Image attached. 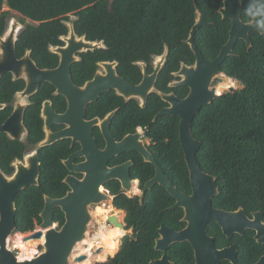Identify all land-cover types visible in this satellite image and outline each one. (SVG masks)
Returning <instances> with one entry per match:
<instances>
[{"label":"trees","instance_id":"trees-1","mask_svg":"<svg viewBox=\"0 0 264 264\" xmlns=\"http://www.w3.org/2000/svg\"><path fill=\"white\" fill-rule=\"evenodd\" d=\"M198 2L205 12L207 26L198 31L195 42L205 60L212 62L229 41L232 23L223 20L218 13L224 0ZM242 2L243 21L249 23L251 20L259 27V21L264 17H248L245 13L246 10L258 11L261 0ZM5 6L24 18L21 24L25 28L16 44L18 57L31 51L40 65L49 66L56 62L50 48L63 45L60 38L68 34L66 23L70 22L74 23L78 36L105 45L104 49L84 56L87 64L118 61L122 68L137 75L140 69L135 63L149 62L166 49L169 67L180 66L182 61L187 65L196 61L186 43L197 20L194 0H0V37L9 26L10 13L3 12ZM26 20L34 24H27ZM250 36L252 48L248 50L247 44L239 41L234 49L235 56L228 58L221 67L230 80L226 79L227 83L218 89L221 95L236 88L233 87L235 83L243 87L233 94H224L203 108L194 120L192 131L194 138L202 143L197 154L199 165L217 181L216 207L228 211L242 208L247 216L252 217L257 212L264 215V35L253 32ZM218 83L221 81L215 84ZM3 88L4 80H0V91ZM140 112L137 125L151 126L149 135L156 143L157 162L175 187L179 189L180 181L182 189L188 191L190 174L178 136V121L168 119L153 123L152 118L147 120L146 110ZM44 150L40 186L29 187L16 197L17 233L20 234L33 232L36 224L41 223L44 195H63L61 180L51 177L48 166L52 157L50 149ZM13 156H9L10 161ZM141 162L143 170L137 167L133 178L145 179L147 174H151L148 178L153 177V167ZM109 190L114 196V208L126 212L127 229H133V234L123 239L113 264H150L160 259L163 253L155 249L160 227L166 225L179 231L182 212L169 210L175 199L160 186L147 193L143 205L140 197L126 196L120 184L112 185ZM57 214V221L63 225V215L59 211ZM209 231L218 246H239L240 264H253L257 260L246 256L244 251L248 247L246 242H253L251 231H247L245 237L236 236L231 242L217 225H212ZM167 255L175 264H195L189 243L173 245Z\"/></svg>","mask_w":264,"mask_h":264},{"label":"water","instance_id":"water-1","mask_svg":"<svg viewBox=\"0 0 264 264\" xmlns=\"http://www.w3.org/2000/svg\"><path fill=\"white\" fill-rule=\"evenodd\" d=\"M194 5L197 20L186 43L195 55L196 63L192 67L183 66L181 72L183 81L179 83V86L188 87L190 94L186 99L179 101L171 97H164L172 103V108L164 110L155 119L158 120L163 116H178L180 118L179 137L190 174L193 189L192 196L179 193L145 147L138 144L131 147L129 138L120 144H116L112 136L106 135L108 148L102 152L98 150L95 141L90 136L84 146L88 159V163L83 165L85 167L83 172L87 174L85 179L78 181L74 178H67L65 183L70 186L71 191L66 197L57 200L49 197L45 198V208L40 216L42 220L41 230L34 233L20 234L17 233L15 198L18 193L27 188L39 186L41 168L39 157L35 154L26 160V165L18 167V172L14 177L7 178L0 172V264H72L76 247L85 239L90 238V224L93 221L92 206H101L109 201V196L103 193L101 189L110 181L119 180L124 192H132L133 186L129 174V165L123 168L109 169L107 162L115 154L134 150L141 153L146 163L156 168V176L146 183L143 188L140 198L141 204H144L149 191H152L156 186L163 187L176 201L175 205L169 210L183 209L185 213L183 220L187 224V227L181 232H177L166 225L160 227L155 249L157 252L163 253V256L150 264H175L167 255V252L173 245L183 243H189L193 248L196 264H222L223 261L239 264L236 246L222 251L216 248L215 240L207 232V226L210 222H216L229 240H232L235 235L244 236L246 230H253L257 233L255 240L264 244L263 213H255L253 219H250L242 208L233 213L213 208L212 200L219 195V188L216 178L203 172L199 165L197 154L202 147V143L194 138L192 131L194 120L202 109L223 96V94H217V89L211 90V87L217 80L229 79L222 72L221 67L228 58L235 56L234 49L237 43L244 41L248 50H250L253 46L251 33L261 34L264 33V29L258 27L255 22L245 23L243 21L242 0H224L218 13L223 20H230L232 23L229 41L214 61L207 62L195 42L198 31L207 26L206 15L198 0H194ZM23 29L21 23L12 20L4 36L0 37V79L6 73H12L18 79L25 74L22 70L24 65L36 66L30 62V52L21 60L17 58L16 44ZM70 30V37L65 39L67 46L52 49L53 53L61 56L60 70L65 69V76H68L70 66L76 61L75 53L96 51L104 47L103 43L88 42L85 38L79 39L72 24ZM167 54L168 50L166 49L161 57V65L165 62ZM140 65L143 69L145 68L144 64ZM158 72L159 69L152 77H149L145 72V79L138 86H131L123 80H118L116 87L126 99L135 97L141 101L144 107L149 94L154 90ZM36 75L38 78L34 87L38 86L40 82H50L52 80L50 71H36ZM98 81L99 78L90 84L91 87H95ZM236 91V88H231L229 93L233 94ZM73 93L80 94L85 93V91L75 90ZM6 130L7 125L0 127V133H4ZM137 138L138 136L135 137V139ZM54 143L55 140L50 139L42 143L40 148L52 146ZM73 159L66 162L67 167L71 171L80 172L79 168L71 167ZM56 209H60L65 215V223L59 230L53 227ZM123 227L125 229L124 224ZM131 234H133V230H131ZM14 235L25 236V241L44 238L45 243L42 245L41 253L31 259H21L12 250L10 239ZM100 252L98 251L97 254ZM86 259L87 255H83L75 259L74 262L82 263ZM106 263L112 264V261ZM97 264L103 263L98 262ZM257 264H264V257Z\"/></svg>","mask_w":264,"mask_h":264},{"label":"flooded vegetation","instance_id":"flooded-vegetation-1","mask_svg":"<svg viewBox=\"0 0 264 264\" xmlns=\"http://www.w3.org/2000/svg\"><path fill=\"white\" fill-rule=\"evenodd\" d=\"M11 21L9 20L8 23L10 24ZM71 24L74 26L73 22L66 23L69 32L67 35L60 38L63 45L51 47V52L52 49L64 48L67 46L65 39L70 37ZM76 36L79 39H86V37L78 36L77 33ZM103 46L104 47L101 49L105 48L104 44ZM28 52H30V62L36 65V69L34 66H31V64H26L22 67V70L25 72L22 77L17 79L14 74L6 73L0 79L4 80V88L0 91V127L7 125L6 132L0 133V172L7 178L14 177L18 172V167L20 165H26V160L30 157H33L35 154H37L39 157L40 168L42 171L43 165L41 156L44 153L43 151H45V148L41 149L40 146L45 141L50 139L55 140V143L52 146L46 147V149H50L49 152L52 155L48 166L50 168L52 179L58 181L61 180V185L63 186V195H44L43 210L45 208L46 197L55 200L62 199L66 197L71 191L70 186L65 183L67 178H74L78 181H83L85 179L87 174L86 172H83L85 169L83 165L88 163V159L84 146L85 143L90 139L88 138L90 136L92 137L91 139L95 141L98 150L102 152L108 148V140L106 135L110 137L112 136L116 144H120L129 138V145L131 147L136 146V144L141 145V147H145L157 162L155 157L156 143L153 142L149 135L151 126H144L142 124L137 125L136 118L139 116L137 114H140V111L142 110H146L147 120L152 118L153 123H157L159 120L168 119L172 121H178L179 128L180 118L178 116H163L158 120L155 119L164 110L172 108V103L169 100H166L164 97H171L179 101L184 100L189 96L190 89L188 87L179 86V83L183 81L181 72L183 66L192 67L195 64L187 65L182 61L180 62V66L169 67L167 66L168 53L165 62L161 65V57L164 55L163 53L160 56H153L149 62L135 63V65L140 69V72H138L136 75L134 73L132 74L129 70L122 68L118 61L107 60L98 61L94 65L87 64L84 56L88 53H95V51H88L75 53L74 57L76 58V61L70 66L68 76H65V69L60 70V55L52 52L51 54L56 57L54 58L56 62L50 64L49 66L40 65L39 62L34 58L31 51H27L21 57H18L17 55V58L19 60L23 59L28 54ZM140 64H144L145 68L143 69ZM157 69H159V72L154 90L149 94L144 107L141 101L135 97L126 99L120 94L118 88L116 87L118 85V80H123L125 83L131 86H138L144 81L145 72L149 77H152L156 73ZM44 70L50 71L52 73V80L50 82H40L38 86L34 87L38 78L36 71ZM98 78L99 81L96 82L97 85L95 87H91L90 84H92ZM215 83L211 87V90L215 89ZM104 88L108 89L102 90ZM75 90H83L85 93H73ZM216 91L219 92V89ZM62 136L63 138H61ZM137 136L138 138L135 139ZM167 141H169V138ZM9 156H13L14 158L10 161ZM72 158L74 159L72 161L73 163H71V167L79 168L80 172L71 171L67 167L66 162L70 161ZM141 160L146 163L141 153L134 150L115 154L107 162V167L109 169L123 168L129 165V174L131 177L133 190L131 193H126L123 190L122 191L126 196L129 194L135 195L131 198H141L144 188L141 187L143 182H145V186L146 183L151 181L156 176V168L149 164L154 169L153 177L148 178L151 174H147L145 175V179L133 178V171L137 170V167L143 170ZM146 178L148 179L146 180ZM116 184L121 185L119 180H112L101 189L103 193H105L104 191H109V202L114 201V196H112L109 187ZM175 188L179 191V193L186 196H192L193 194L191 182L188 191H184L182 189L180 181L179 189L177 187ZM214 198L212 203L213 208L216 210L227 213L236 212L217 208L214 204ZM98 207L100 206H92L91 208L93 221L90 224V230L92 233L99 231V226L102 220L101 215L97 214L96 211ZM43 210L41 211L40 216ZM58 211L61 212L64 220L65 215L60 209L55 210L53 227L59 230L64 224L61 225L60 222L57 221V218L59 217L57 214ZM116 211L125 215L122 223L125 225V231H120H123L124 236L126 237V232L130 230L127 229V224L125 222L126 212L119 210ZM179 211L182 212L179 216V232H181L187 227V224L183 220L185 216L184 210L179 209ZM247 217L253 219V216ZM103 225L104 230L101 229V233L104 235L108 234L106 231H108V227L111 225L113 226L112 228H115L111 222H108L106 226L105 223ZM212 225H217L220 229L221 227L216 222H210L207 226V232L215 240L216 248L222 251L224 249H229L233 246H236L237 260L240 264L239 246L237 244H224L218 246L216 243V238L211 235L209 231V228ZM41 227L42 221L41 223L36 224L35 230L31 233L41 230ZM113 231H115V229ZM247 231H251L253 233V242H246L248 247H246L244 251L246 256L256 257L255 259L257 260L253 264H257L264 257V244L258 243L255 240L257 233L253 230H246L244 236L241 237H245ZM97 236L98 233L95 235V238ZM223 236L228 242H231L236 236L240 235H235L232 240H229L224 234ZM123 237L120 239V248L123 244V239L125 238ZM120 248H118L119 251ZM85 249L88 251L90 248L86 247ZM193 256L196 264L194 250ZM114 258L115 257L107 256L106 262L112 261ZM222 264L231 263L228 261H223Z\"/></svg>","mask_w":264,"mask_h":264},{"label":"bare ground","instance_id":"bare-ground-1","mask_svg":"<svg viewBox=\"0 0 264 264\" xmlns=\"http://www.w3.org/2000/svg\"><path fill=\"white\" fill-rule=\"evenodd\" d=\"M217 93H220L217 91ZM220 95V94H219ZM137 193V192H136ZM97 214H101L102 220H101V224H102V230H104V223L107 224L108 222H111L114 226L115 229L117 230H124L123 227V219L124 216L122 214H120V212L116 211L114 208H110L109 210L107 208H105L104 210L98 211ZM107 222V223H106ZM100 227V226H99ZM125 231V230H124ZM113 235V234H112ZM111 235V237H108L106 235H104L103 233L98 234V236L95 238V244L90 245V249L87 250H83L80 249V247L82 246L81 244H79L76 249L80 250L78 255L76 254L77 251L74 253L73 257H72V264H91V263H95V262H101L104 259L107 258L108 256H112L115 255L118 250L117 247L120 246V239L124 236V235H120L119 239H114L113 236ZM122 236V237H121ZM11 244H12V250H18L21 252V259H31L33 258L34 254H35V249L37 246L39 245H43L45 243L44 238L41 240H37V241H33V240H27L25 241V236L23 235H17L15 238L10 239ZM87 241H89V238L85 239L84 242H82L83 244H86ZM98 251H101V253L97 254ZM83 255H87V259L82 262V263H75L74 260L77 259L78 257H81Z\"/></svg>","mask_w":264,"mask_h":264},{"label":"rangeland","instance_id":"rangeland-1","mask_svg":"<svg viewBox=\"0 0 264 264\" xmlns=\"http://www.w3.org/2000/svg\"><path fill=\"white\" fill-rule=\"evenodd\" d=\"M3 12H9L10 13V15H9V20L11 21V20H15V21H17V22H19V23H21V21L24 19L21 15H19L18 13L17 14H15L13 11L11 12V11H9V8L7 7V6H5L4 7V9H3ZM71 20H75V18L74 17H71ZM26 23L27 24H34L32 21H30V20H26ZM23 28H25L24 26H23ZM218 81V80H217ZM219 81H221V83L220 84H216V87H214L215 89H218V87L221 85V84H224V83H227V80L226 79H220ZM235 84H237V83H235ZM215 86V85H214ZM241 87H239V86H236V90H238V89H240ZM230 90V89H229ZM229 90L228 91H225L224 93H223V95L224 94H226V93H229ZM130 198L131 197H134L135 195L134 194H129L128 195ZM109 207H113V203H112V201L111 202H106V203H104L103 205H101L100 207H98V209H96V211L98 212V211H101L102 212V210H104L105 208H109ZM99 215H101V214H99ZM124 215V214H123ZM124 217H125V215H124ZM107 223V222H106ZM102 226V224L100 223V227H99V231H95L94 233H92V232H90V238H89V241H87V243L86 244H83V243H81V247H80V249H82V251L83 250H86L85 248L86 247H89L90 248V245H93V244H95V235L98 233H100V231H101V227ZM105 226H106V224H105ZM113 226L111 225L110 227H108V231H106L108 234H106V236H108V237H111V235L113 236V238L114 239H119L120 238V236H119V234L121 235H124V233H123V231H119V230H117V229H115V228H112ZM115 229V231H113ZM131 230H133V229H130L129 231H127L126 232V234L125 235H132L131 234ZM17 235H14L11 239H13V238H15ZM122 237V236H121ZM33 241H37V240H33ZM84 242V241H83ZM93 243V244H92ZM86 245H89V246H86ZM118 248H120V246L119 247H117V250H118ZM77 251V255H78V253H79V251L80 250H75V252ZM118 252H119V250H118ZM117 252V253H118ZM16 253V255L17 256H22L21 255V252L20 251H16L15 252ZM116 253V254H117ZM115 254V255H116ZM115 255H112L111 257H115ZM108 256V255H107ZM106 262V259H104L103 261H101V263H105ZM96 263H98V262H95V263H91V264H96Z\"/></svg>","mask_w":264,"mask_h":264},{"label":"clouds","instance_id":"clouds-1","mask_svg":"<svg viewBox=\"0 0 264 264\" xmlns=\"http://www.w3.org/2000/svg\"><path fill=\"white\" fill-rule=\"evenodd\" d=\"M258 8L259 10L258 11H255V10H246V15L248 17H255L257 15L261 16V17H264V0H261L260 4L258 5ZM249 23H252L251 20H249ZM259 27L260 28H264V19L260 20L259 21ZM262 35H264V33H261ZM236 86H239V87H243L242 84H234L233 87H236ZM218 95L220 93H217Z\"/></svg>","mask_w":264,"mask_h":264},{"label":"built area","instance_id":"built-area-1","mask_svg":"<svg viewBox=\"0 0 264 264\" xmlns=\"http://www.w3.org/2000/svg\"><path fill=\"white\" fill-rule=\"evenodd\" d=\"M105 192V194H109V191H104ZM109 202V201H108ZM112 203H113V201H112ZM114 208V207H113ZM41 247H42V245H39V246H37L36 247V249H35V254H34V256L33 257H37L40 253H41ZM17 250H14V252H16Z\"/></svg>","mask_w":264,"mask_h":264}]
</instances>
